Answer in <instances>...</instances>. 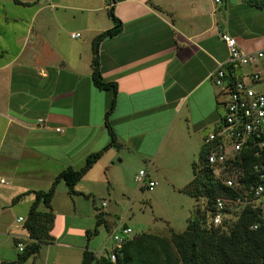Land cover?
<instances>
[{"label":"crops","instance_id":"1","mask_svg":"<svg viewBox=\"0 0 264 264\" xmlns=\"http://www.w3.org/2000/svg\"><path fill=\"white\" fill-rule=\"evenodd\" d=\"M108 6L107 0H54L50 6L34 7L30 23H38L30 42L26 33L30 30L31 36V24L25 34L15 35V52L0 36V178L7 182L0 184L12 183L9 195L47 189L62 169L79 168L89 153L109 142L104 113L110 93L97 88L91 76L92 39L113 26L109 15L101 19V11ZM112 6L121 30L100 42L97 55L102 77L117 85L109 121L120 146L103 152L76 183L77 194H69L59 180L52 203L56 194L67 205L78 194L96 196L93 189L102 184L103 169L109 186L121 183L125 160L145 166L150 179L155 178L149 173H166L187 164L223 116L211 79L217 61L227 58L221 34L235 37L244 50L264 49V9L242 0L221 4L214 0H114ZM48 7L49 13L37 20ZM2 19L9 23L7 16ZM72 33L79 36L72 37ZM177 154L183 161L168 164ZM190 179L186 177L185 184ZM81 182L83 187L77 188ZM140 187H146L145 183ZM26 194L31 203L34 194ZM5 196L1 189L0 201ZM195 200L196 206L202 204L201 199ZM92 205L93 209L83 211L88 221L94 226L96 214L102 212L110 223L101 202ZM70 211L76 216V208ZM56 221L57 217L50 231L55 240L48 245L56 243L64 259L77 254L81 258L85 248L99 250L89 247L93 239L86 235L88 226L79 229L76 239L70 225L64 224L58 231L61 234L56 232ZM27 238L26 230L10 231L1 222L0 262L14 261L18 252L14 240Z\"/></svg>","mask_w":264,"mask_h":264},{"label":"trees","instance_id":"2","mask_svg":"<svg viewBox=\"0 0 264 264\" xmlns=\"http://www.w3.org/2000/svg\"><path fill=\"white\" fill-rule=\"evenodd\" d=\"M13 1L22 3L20 0ZM113 1L107 0L109 5L107 12L113 26L95 35L91 42L93 84L110 93V100L104 113L110 140L101 149L89 153L79 168L67 166L62 169L47 189L22 192L12 198L14 203L26 193L34 194L27 216L23 219L28 238L15 239L16 247L19 243L23 244L22 250L17 249V258L14 261H1L0 264H24L29 257L40 250L41 245L53 242L54 236L50 231L56 215L51 210V200L59 180L64 181L69 194H77L74 188L76 183L103 152L111 146H120L109 121V116L116 105L117 85L102 77L97 55L100 42L121 30V21L114 14ZM242 1L250 6L264 9V0ZM206 153L207 147L202 144L198 159L193 162V178L182 188L194 198L202 199V207L200 205L195 207L187 219L186 228L180 232L169 229L168 235L137 233L122 244L114 264H264V207L244 205L233 218L225 219L222 225L207 224V212L212 211L215 200L217 198L233 199L235 192L211 176ZM250 176L248 169H245L240 180L246 183ZM41 205L44 206L43 210L40 209ZM101 225H104L107 230L112 227L103 217V213L98 212L93 229L86 231L87 237L96 235ZM107 263L108 260L103 256L96 258L93 251L87 248L83 250L80 264Z\"/></svg>","mask_w":264,"mask_h":264},{"label":"rangeland","instance_id":"3","mask_svg":"<svg viewBox=\"0 0 264 264\" xmlns=\"http://www.w3.org/2000/svg\"><path fill=\"white\" fill-rule=\"evenodd\" d=\"M37 6L50 5L46 3V0H35V3H16L13 0H0V32H2V35L0 36L14 46L15 35L22 36L25 34V32H27L25 27H27V25L30 26L31 24V36L30 30L26 33V38L30 42V37H33L38 23L37 21L30 23V14H32L34 7ZM48 13L49 7L41 12L36 19H42V17L46 16ZM2 16H7L9 18V23L3 22ZM107 16V9L102 10L101 19H106ZM12 50L15 52L17 47H12ZM223 112L224 111L220 109L221 115H223ZM200 149L191 161L187 164L181 163L177 169H171V171L168 170L166 173H149L151 177L155 178L154 180L158 182V185L153 190H148L146 187H140L141 184L134 179L139 168L142 166L141 168L145 170V166H139L132 161V164H126L125 160L121 164L123 167H127L123 172L124 175H122L124 180L121 183L109 186L105 176V173H108L105 172L104 169L101 170L103 177L102 184L95 186V189H93V192L95 190L96 195L94 197L90 198L88 193H85L84 195L78 194L75 196L74 202H69V206L67 203H64V199L63 197H60V194H56L53 198V203L51 202V210L57 217V221L55 222L56 232L61 230L64 224L70 225L73 233L72 237L78 239L80 228L88 226V228L92 230L94 226L85 217L88 212H86V210L93 209V201L95 204L100 205L101 200L104 199L108 204L107 207L105 206V210L107 211L106 217L109 222L112 226L114 225L113 222L115 220V224L118 226L122 223L127 224L132 229L131 236L140 232L168 235L169 229L177 232L183 231L186 228L187 219L193 213L197 203L195 200L196 198L184 192L182 188L186 182V177L190 176L191 179L193 178V162L198 159ZM120 153H123L122 150ZM123 156L125 155L123 154ZM183 159L182 156L180 157L179 154H177V157H174L173 159L169 158L167 163L171 164L174 161L179 163L183 161ZM111 173H113V171ZM60 183L62 185L64 184V181L60 180ZM11 184H0V191L1 189H4L7 193V197H4L3 202L0 201V204H3L2 207L4 208V212H2L4 215L1 214L2 219L0 218V224L1 222H4L7 230L10 229V231L26 230L23 226V221H18L17 218L19 216L23 219L26 218L30 206V201H28L30 195L28 196L25 194L19 201L12 203L13 196L9 195L12 192L9 189ZM76 187H83L82 182L78 183ZM88 188L90 187L85 186V189ZM110 191H113V193L111 192L109 194L108 192ZM73 208H76V216L70 215L75 214L70 211V209L72 210ZM40 209L43 210L44 206L41 205ZM110 209L112 212L109 211ZM80 214L84 215L82 216ZM116 217L118 219H116ZM110 232L111 228L107 230L104 225H101L98 229V233L91 237L90 240H93L89 243V247L96 249H102L103 247V250L104 248H110L113 244V241L110 238ZM81 234L84 236V238L81 237V240H84L85 232L83 231ZM53 236L55 240V234ZM59 248L60 247L56 243L51 245L43 244L41 245L40 250L29 257L24 264H44L46 261H55L56 264H80L82 255L80 258V254H77L76 258L71 257L69 261H67V257L64 259V252ZM10 251L14 252L12 249Z\"/></svg>","mask_w":264,"mask_h":264},{"label":"built area","instance_id":"4","mask_svg":"<svg viewBox=\"0 0 264 264\" xmlns=\"http://www.w3.org/2000/svg\"><path fill=\"white\" fill-rule=\"evenodd\" d=\"M221 4L223 0H214ZM49 5L53 0H46ZM72 37L79 33H72ZM227 49V58L217 61L211 79L217 90L219 105L224 114L219 124L203 138L207 147V164L211 176L230 187L235 198H217L212 211L207 212V224L222 225L233 218L244 205L264 207V49L247 51L237 39L227 33L221 34ZM39 123L44 119L40 118ZM56 131L61 128L55 127ZM251 174L246 183L240 180L244 170ZM254 176V177H253ZM135 181L145 183L153 190L158 182L148 178L146 170H139ZM1 183H7L0 178ZM101 201V207L106 206ZM201 206V205H200ZM202 207V206H201ZM18 221H23L22 217ZM132 229L121 224L111 227L110 248L93 251L96 258L103 256L107 264H114L122 244L131 238ZM19 251L23 244L17 245Z\"/></svg>","mask_w":264,"mask_h":264}]
</instances>
